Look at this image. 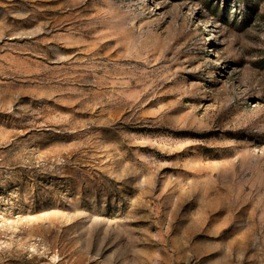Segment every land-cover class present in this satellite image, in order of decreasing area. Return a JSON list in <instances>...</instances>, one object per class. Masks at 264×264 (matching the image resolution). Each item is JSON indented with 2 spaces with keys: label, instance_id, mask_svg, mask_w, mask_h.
Here are the masks:
<instances>
[{
  "label": "rangeland",
  "instance_id": "obj_1",
  "mask_svg": "<svg viewBox=\"0 0 264 264\" xmlns=\"http://www.w3.org/2000/svg\"><path fill=\"white\" fill-rule=\"evenodd\" d=\"M0 264H264V0H0Z\"/></svg>",
  "mask_w": 264,
  "mask_h": 264
}]
</instances>
